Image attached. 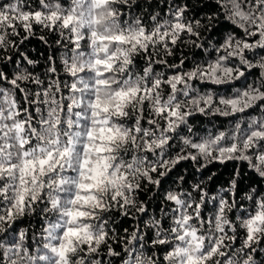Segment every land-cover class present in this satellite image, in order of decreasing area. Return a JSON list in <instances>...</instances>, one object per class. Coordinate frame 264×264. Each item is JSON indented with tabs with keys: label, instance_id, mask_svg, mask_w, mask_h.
Instances as JSON below:
<instances>
[{
	"label": "snow or ice",
	"instance_id": "6c2138e0",
	"mask_svg": "<svg viewBox=\"0 0 264 264\" xmlns=\"http://www.w3.org/2000/svg\"><path fill=\"white\" fill-rule=\"evenodd\" d=\"M210 2L228 27L206 45L188 0H0V264H264V0ZM183 161L238 166L150 214Z\"/></svg>",
	"mask_w": 264,
	"mask_h": 264
},
{
	"label": "trees",
	"instance_id": "16d2710c",
	"mask_svg": "<svg viewBox=\"0 0 264 264\" xmlns=\"http://www.w3.org/2000/svg\"><path fill=\"white\" fill-rule=\"evenodd\" d=\"M188 5L190 11L188 13L189 16L195 15L197 19L201 20V23L205 26L201 30V40L207 43L209 41L215 42L221 38L222 33L228 27L227 24H221L220 21H214L211 24V31L208 30L209 22L207 16L211 14L215 10L214 6L211 4L210 0H188ZM206 5V6H205ZM156 10L155 6L152 9ZM23 34V33H22ZM47 35L49 39V43H52L54 37L46 33H41L38 29L36 31V35L31 37L29 40L25 41L21 46L20 51L24 52L30 59L36 61L34 65H27L26 63L23 65L27 67L29 71L33 72L36 75H41L44 73L47 67V57L51 53V49L48 45L44 44L40 39V35ZM183 54L191 59L195 56L196 59H199L204 55L203 51L200 49H195L190 45L183 47ZM9 55H13V52H9ZM180 56V50L177 51V57ZM15 59H19V57H14L12 63L7 65V71L11 72L15 67ZM218 124L224 120V118H215ZM194 124H198L200 127H211L208 120L202 117H197L194 121ZM175 154L174 152L172 153ZM201 163H204L201 161ZM238 166V162L234 161H226L224 164H220L218 162H213L208 164L206 168H201L197 171L198 165L193 164L191 161H183L170 173V175L165 179L163 185L160 188V195H155L154 199H151V202L148 203L149 213L151 214L154 209L159 208V200L165 189L169 188H177L183 187L185 189H189L192 184L201 183V187H203L210 194H215L219 189L227 187L228 182L234 178L235 171ZM247 166L245 165L243 172H247ZM184 177V182L181 184L179 181V177ZM211 177V179H209ZM258 178H254L251 174L244 175L241 174L239 178V187L241 189V194L244 190H247L250 184H254L255 180ZM175 181L176 183H173ZM260 185L264 186V181L260 182ZM154 197V192H142L139 194V199L148 202L150 198ZM210 207V206H209ZM146 218V217H145ZM123 223L119 225V227H131L133 224L132 220L120 218Z\"/></svg>",
	"mask_w": 264,
	"mask_h": 264
}]
</instances>
